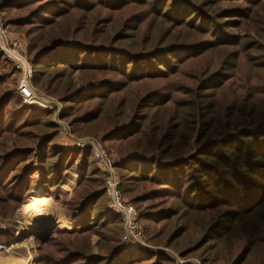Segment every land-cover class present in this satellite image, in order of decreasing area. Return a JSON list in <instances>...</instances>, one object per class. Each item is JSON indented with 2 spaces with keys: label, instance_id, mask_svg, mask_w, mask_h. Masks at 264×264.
I'll use <instances>...</instances> for the list:
<instances>
[{
  "label": "trees",
  "instance_id": "trees-1",
  "mask_svg": "<svg viewBox=\"0 0 264 264\" xmlns=\"http://www.w3.org/2000/svg\"><path fill=\"white\" fill-rule=\"evenodd\" d=\"M0 15L70 133L128 158L118 186L149 243L200 264H264V0H0ZM8 66L0 49V216L39 183L77 219L35 263L174 264L122 243L91 149H61L53 111L24 104ZM78 163L68 199L58 185Z\"/></svg>",
  "mask_w": 264,
  "mask_h": 264
},
{
  "label": "built area",
  "instance_id": "built-area-1",
  "mask_svg": "<svg viewBox=\"0 0 264 264\" xmlns=\"http://www.w3.org/2000/svg\"><path fill=\"white\" fill-rule=\"evenodd\" d=\"M0 49L6 60L16 70V93L24 104L34 106L37 109L55 111L56 116L61 112L60 102L49 100L42 93L32 86L33 69L26 53V45L22 38L16 36L8 26L4 25L0 19ZM76 148L92 151L93 158L98 169L103 174L104 190L107 197V207L115 215H118L122 222L121 241L126 246L133 249H143L149 252L154 250L143 242L142 227L139 223V213L133 205L129 204L123 193L119 189V180L116 173V166L127 161L128 158L113 157L107 153L105 148L96 140L86 138L78 140ZM71 226L76 224V220L69 222ZM5 232V227L0 225V234ZM17 233H15V236ZM13 244L8 247L0 244L1 254L6 255ZM155 253H161L155 251Z\"/></svg>",
  "mask_w": 264,
  "mask_h": 264
},
{
  "label": "rangeland",
  "instance_id": "rangeland-1",
  "mask_svg": "<svg viewBox=\"0 0 264 264\" xmlns=\"http://www.w3.org/2000/svg\"><path fill=\"white\" fill-rule=\"evenodd\" d=\"M2 17H3V15H0L1 22L5 25ZM9 29L16 36L23 39V41L26 45V48H27L28 43H27L25 36L22 33L16 32L11 27H9ZM8 64L11 68H13L9 62H8ZM9 66L6 67V70L9 68ZM17 76L18 75H17L16 70H15V75L8 78V80H7L8 85H10V86L14 85L15 91H16ZM44 97H47V96H44ZM47 98L49 100L59 101V100L54 99V98H50V97H47ZM60 106H61L60 114H58L56 116L55 111H53L51 117L49 118L52 121V123L57 125L59 128L58 138H60L62 136H67L68 140L70 142L73 141L74 143H76L78 140H82V139H86V138H92V139L96 140L97 142H99L105 148L107 153L110 154L111 156H113L115 158H117V157L126 158L125 156L117 155L112 149H110L107 146L106 143L101 141L100 137H94L92 135L74 136L73 134H71L70 129L68 127V123L65 120L60 118L62 110H63V106L61 103H60ZM241 129L242 128H239L238 131ZM236 132H237V130L232 131V132H227V133L228 134L230 133V135H231V134H235ZM58 138L56 139V143L58 141ZM63 138L64 137H62V139ZM221 139L222 138L217 137L214 140L218 141ZM191 144H192V147L194 148V139L191 141ZM9 145H10V150L15 149L13 147L12 142H10ZM76 149H79V148H76ZM93 160H94V158H93ZM94 163H95L94 165L96 166V168H98L95 160H94ZM117 175H118V180H119V174L117 173ZM124 198L128 202V197H126L124 195ZM107 202H108V200L106 197V199H105L106 205H107ZM137 212H139V211L137 210ZM63 213L65 214V210L61 206V201L57 202V201L52 200V199L48 200V199L40 198V199H33L29 203L27 201V203L24 206H22L19 210H17L14 213V215L9 219H4L0 216V225H3V227H5V232H3L1 234L8 233V232L11 233L9 243L8 244L0 243V244H3L7 247L10 244H13V248H11V250L8 253H5L6 255L1 254L2 252L0 251V264H36L35 261H36V256H37V248L41 244V240H42V236L39 234L46 232V229H44V228H46V223L48 225L50 224V226L48 228L52 227V233H51L52 235H50V237L54 236L57 230L66 229L65 228L66 223H65V220L63 218ZM61 219H62V222H64V223L60 222ZM44 220H46V223ZM121 230H122V224H121ZM15 233H17L16 236H15ZM97 242H98V238L93 237L92 238V253L93 254L97 253V250H96ZM143 242L147 246L152 248L154 251L149 252V251H146L143 249H135V250H140L144 253H150V254H156L155 251H157V252L159 251V252H161L159 254H163V255L170 257L174 261V264H200V262L194 258H189V259H185V260L181 259L175 251H173L172 249H170L168 247H165L162 245H154V244L149 243L146 240L144 233H143ZM128 248H130V247H128ZM131 249H133V248H131Z\"/></svg>",
  "mask_w": 264,
  "mask_h": 264
},
{
  "label": "crops",
  "instance_id": "crops-1",
  "mask_svg": "<svg viewBox=\"0 0 264 264\" xmlns=\"http://www.w3.org/2000/svg\"><path fill=\"white\" fill-rule=\"evenodd\" d=\"M62 137H64V138L62 139ZM62 137L58 138V141H57V145L61 149H68V150H70V149H76V145H75V143L73 141L70 142L68 140L67 136H62ZM79 167H80V164L79 163L76 164V165H74L71 170H69L66 173H64V175L62 176V178H61V180L59 182L58 188L60 189V191L63 194H68V198L70 197V194L72 193V191L75 190L77 188V186H78ZM40 198H44V199H48V200L49 199H52V200H55L57 202L58 201H61V206L65 210V214L63 213V218H64L65 223H66L65 224V228L67 230L73 229L74 226H71L69 224V222L71 220H76V223H77V219H74L71 216V214L66 211V208L63 206V199H62V196L61 195L57 196L56 198H47V197L43 196V194H42V188H41L40 184L37 183L36 186H35V188H34V190H33V193H32L31 198L28 200V203L31 200H33V199H40Z\"/></svg>",
  "mask_w": 264,
  "mask_h": 264
},
{
  "label": "water",
  "instance_id": "water-1",
  "mask_svg": "<svg viewBox=\"0 0 264 264\" xmlns=\"http://www.w3.org/2000/svg\"><path fill=\"white\" fill-rule=\"evenodd\" d=\"M51 233H52V229L51 230H48L45 233H40L39 235L42 236L41 242H45L48 238H50V235H52Z\"/></svg>",
  "mask_w": 264,
  "mask_h": 264
},
{
  "label": "bare ground",
  "instance_id": "bare-ground-1",
  "mask_svg": "<svg viewBox=\"0 0 264 264\" xmlns=\"http://www.w3.org/2000/svg\"><path fill=\"white\" fill-rule=\"evenodd\" d=\"M45 221V223H46V220H44ZM60 221V220H59ZM61 223H64V222H62V219H61V221H60ZM50 226V224L48 225L47 223H46V228H44V229H47L48 227ZM42 230V229H41Z\"/></svg>",
  "mask_w": 264,
  "mask_h": 264
}]
</instances>
